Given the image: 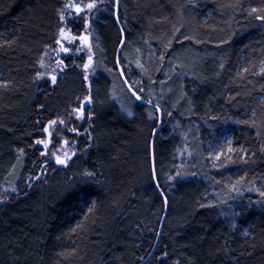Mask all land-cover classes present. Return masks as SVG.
Returning a JSON list of instances; mask_svg holds the SVG:
<instances>
[{
  "label": "trees",
  "instance_id": "trees-1",
  "mask_svg": "<svg viewBox=\"0 0 264 264\" xmlns=\"http://www.w3.org/2000/svg\"><path fill=\"white\" fill-rule=\"evenodd\" d=\"M70 1L0 0V264H139L165 207L144 264H264V0L118 1L124 74L132 88L139 76L153 82L166 102L154 140L161 193L149 161L156 111L114 64L115 0H74L96 5L90 88L70 57L54 84L36 80ZM112 75L132 115L111 99ZM87 95L71 159L43 164L36 141Z\"/></svg>",
  "mask_w": 264,
  "mask_h": 264
},
{
  "label": "rangeland",
  "instance_id": "rangeland-1",
  "mask_svg": "<svg viewBox=\"0 0 264 264\" xmlns=\"http://www.w3.org/2000/svg\"><path fill=\"white\" fill-rule=\"evenodd\" d=\"M88 2H90V1H88ZM88 2H84V3L79 4V3L75 2L74 0H71L70 2H68L66 4V6H68V7L65 6L64 9L61 11V15L64 16V19L63 20L60 19V22H61L60 23V27H59V29L57 31L56 39L54 40L53 45L50 46L48 49H46L47 51H45V52H47V53H44V54H46V56L43 54V56H42V58L40 60V63H39V68L40 69L38 71V75H37V78H36L37 81H49L51 84H54L58 80L59 76L61 77V75L63 74L62 71L63 72L65 71V67H66L65 64L66 63H65L64 57L65 58L70 57L71 59L73 58L72 59L73 62L77 63V64L80 63L81 59L83 60V61H81L80 68H82V70H83V76H84V79H85L86 86H87L88 89L90 88L91 81H90V76L89 75H91L92 72H93L94 57H93V48H92V42H91V32H90L89 17L93 14L94 9L89 10L87 8V5L88 4H94V3L93 2L88 3ZM76 6H79L82 9L83 12H80L81 14L80 13L78 14L76 12ZM73 11H74L73 14L75 16L72 14ZM80 15H83L84 17L80 16ZM73 18H76V19H73ZM80 19H82V20H80ZM84 19H85V21H83ZM71 21H73V22H71ZM80 22H82L81 25L83 24L82 28H81V31H80V33H75L74 32L75 23L79 24ZM71 26H73V27H71ZM61 29L64 30V36L61 35ZM76 38H77V40H76ZM59 40H60V43H57V41H59ZM72 41H74V42H72ZM53 46H55V47L53 48ZM64 48H67L68 51L67 52L63 51ZM48 50H49V52H48ZM68 54H69V56H68ZM44 56H45V58L43 59ZM59 58H61L62 61ZM49 59L52 62H50ZM48 61H49V63H48ZM83 65H84V67H82ZM86 65H87V67H85ZM60 66L62 68H60ZM43 67H44V69H43ZM48 68H50V69H48ZM41 70L42 71L44 70L43 71L44 73L41 72ZM110 72H109V74H110ZM57 75H58V77H56ZM52 77L56 78L55 82H53ZM88 77H89V79H88ZM112 78H113V81H114V84H115V89H114V92L112 93L113 94L112 99L116 100L115 102H117V104L119 102L120 109L125 114L129 115L130 112H132V111L134 112L135 109L137 108L135 103H134V100L131 99L132 97L130 95H128V94H126L124 92L123 88H120V86L118 84V81L114 77V75H112ZM137 82H138L137 84L139 86L138 87L139 91L143 95H145L149 100H152L154 103L160 104L162 106L164 104H166V102L164 103V101H163L164 97L163 98L160 97V95H162L161 94V92H162L161 88H158L156 86L154 88L153 82H151L152 86H148V84H146V83L144 84L142 79L141 80L139 79V81H137ZM141 86H142V88H141ZM148 95H149V97H148ZM262 100L264 101V96H262ZM87 102H88V100H85V99L80 100L79 103L75 106V108H72V110L70 112V114H71L70 118H67L66 117L67 115H66V116H62V117H58V118L53 119V120H56V121H60V120L65 121L66 123L64 125H61V124L58 123L56 126H58V125L59 126L58 127L55 126L53 128V130H51L52 127L49 126V123L47 124L46 128L50 129L49 132L54 133V134H53V136L49 137V132H45V138L43 139V141H47V140L51 139V143L49 144L48 149H45L43 144H39L41 146V148H42V153L43 152H48L47 155H44L46 160H45V162L43 164H46V162H48V161H54L56 163V156H60L63 159V158H65V156H64L65 152H67L69 156H71L74 153V150L76 148V143L80 139L79 136H81V135L80 134L77 135L76 133L70 131V129H72L71 127H73V124L75 123L74 124V128L79 133H83V129L85 128L84 124H86V122L88 120L87 119L88 115L86 114V111H85L86 107L88 105ZM82 103L84 104V107L81 109V104ZM77 107H79V108H77ZM76 109H80L81 110V112L83 113V117L85 119L83 118V120H82V119H78L77 118L79 113L77 111H75ZM130 109H131V111H130ZM133 112H132V114H133ZM73 120H74V122H73ZM75 120H77V121H75ZM83 125H84V127H83ZM60 126H62V128ZM55 128L57 129V132L60 134V135H58L59 137L55 136L57 134V132L55 131L56 130ZM63 128L66 130V132H64L65 130H63ZM60 129H62L61 132H59ZM54 136H55V138L53 140L52 137H54ZM228 136H229V138H228ZM231 136H232V130H230V129L229 130L228 129L223 130L221 132L220 138H219V135H218V140L217 141L220 142V144H222L225 147L226 151L230 149ZM65 140L68 141L67 145H64V141ZM58 165H61V164H58ZM10 181H11V178H10Z\"/></svg>",
  "mask_w": 264,
  "mask_h": 264
},
{
  "label": "water",
  "instance_id": "water-1",
  "mask_svg": "<svg viewBox=\"0 0 264 264\" xmlns=\"http://www.w3.org/2000/svg\"><path fill=\"white\" fill-rule=\"evenodd\" d=\"M117 8H118V0H115V12H114V15H115V20H116L117 26L119 27V30H120V33H121L120 44H119V46L117 48V51H116V66H117L118 72L121 75L123 83L126 86V88L129 91V93L131 94V96L135 100H137L139 103L154 108L157 111V114H158L156 127L153 129L152 134H151V138L149 140V151H150V165H151V172H152V176H153V181H154V184H155L157 190L161 193L160 188L158 186L157 179H156L155 167H154V140H155L156 134L160 131L161 126H162V114H161L160 109L155 104L143 99L138 93H136L130 87V85L128 84V82L126 81V79H125V77H124V75L122 73V69H121V67L119 65L118 59H119V54H120V50H121L122 44L124 42V33H123V30L121 29L119 23H118L117 14H116L117 13ZM86 100H89V99L87 98ZM163 198H164V202H165V205H166V199H165L164 196H163ZM165 213H166V207L164 209V213H163V216H162V219H161L158 235H157L156 241L154 243V246H153L152 250L150 251V253L148 254V256L140 264H144L151 257V255L153 254V251H154V248H155V246L157 244L158 237H159V234H160V231H161V227H162V224H163V221H164Z\"/></svg>",
  "mask_w": 264,
  "mask_h": 264
},
{
  "label": "bare ground",
  "instance_id": "bare-ground-1",
  "mask_svg": "<svg viewBox=\"0 0 264 264\" xmlns=\"http://www.w3.org/2000/svg\"><path fill=\"white\" fill-rule=\"evenodd\" d=\"M90 1H91V0H90ZM112 1H113V0H112ZM118 1H120V0H118ZM93 2H94V1H93ZM95 2H96V1H95ZM88 3H90V2H88ZM118 6H119V5H118ZM114 8H115V5H114ZM93 9H94V8H93ZM113 11H114V10H113ZM82 12H83V11H82ZM96 12H97V11H96ZM73 13H74V11L72 12V14H73ZM72 14H71V15H72ZM80 14H81V13H80ZM73 15H74V14H73ZM74 16H75V15H74ZM74 16H73V17H74ZM80 16H83V15H80ZM83 17H84V16H83ZM73 19H76V18H73ZM73 19H72V20H73ZM78 19H79V18H78ZM117 19H118V18H117ZM80 20H82V19H80ZM73 21H74V20H73ZM73 21H71V22H73ZM78 21H79V20H78ZM83 21H85V19H84ZM115 21H116V20H115ZM119 23H120V22H119ZM73 24H74V23H73ZM75 24H76V23H75ZM116 24H117V23H116ZM82 25H83V24H82ZM88 25H89V24H88ZM58 26H59V25H58ZM71 27H73V26H71ZM79 27H81V26H79ZM57 28H58V27H57ZM81 28H82V27H81ZM121 29H122V28H121ZM57 30H58V29H57ZM80 30H81V29H80ZM122 30H123V29H122ZM71 31H72V30H71ZM123 33H124V32H123ZM72 34H73V33H72ZM54 35H55V34H54ZM89 37H90V36H89ZM53 38H54V37H53ZM54 39H56V38H54ZM76 40H77V38H76ZM76 40H75V41H76ZM120 40H121V39H120ZM124 40H125V39H124ZM59 41H60V40H59ZM51 42H52V39H51ZM72 42H74V41H72ZM52 43H53V42H52ZM52 43H51V44H52ZM68 44H69V43H68ZM119 44H120V43H119ZM67 46H68V45H67ZM70 46H71V45H70ZM118 46H119V45H118ZM54 47H55V46H53V48H54ZM93 47H94V45H93ZM117 48H118V47H117ZM46 49H47V48H46ZM46 49H45V50H46ZM49 50H50V49H49ZM49 50H48V52H49ZM95 50H96V49H95ZM46 51H47V50H46ZM51 51H52V50H51ZM115 51H117V49H116ZM94 52H95V51H94ZM43 53H47V52H43ZM43 53H42V55H43ZM71 53H72V52H71ZM74 53H75V52H74ZM74 53H73V54H74ZM95 53H96V52H95ZM93 54H94V53H93ZM42 55H41V56H42ZM44 55L46 56V54H44ZM53 55H54V54H53ZM57 55H58V54H57ZM74 55H75V54H74ZM41 56H40V57H41ZM45 56L43 57V59L45 58ZM47 56H48V55H47ZM68 56H69V54H68ZM114 56H115L114 64H115V68H116V70H117V72H118V69H117V66H116V54H115ZM120 56H121V50H120V54H119L118 62H119V65H120V67H121V69H122V68H123V67H122L123 64H121ZM78 57H79V56H78ZM78 57H77V58H78ZM41 58H42V57H41ZM57 58H58V57H57ZM64 58H65V57H64ZM59 59L61 60V58H59ZM68 59H69V57H68ZM72 59H73V58H72ZM80 59H81V58H80ZM49 61L52 62L50 59H49ZM49 61H48V63H49ZM61 61H62V60H61ZM81 61H83V60L81 59ZM81 61H80V63H81ZM96 61H97V60H96ZM71 62H72V60H71ZM39 63H40V62H39ZM67 63H68V61H67ZM73 63H74V62H73ZM71 64H72V63H71ZM69 65H70V64H69ZM72 65H73V64H72ZM76 65H77V64L75 63L74 66L76 67ZM48 66H49V65H48ZM58 66H59V65H58ZM70 66H71V65H70ZM80 66H81V65H80ZM46 67H47V66H46ZM82 67H84V65H83ZM132 67H133V66H132ZM60 68H62V67L60 66ZM77 68H78V66H77ZM125 68H126V67H125ZM39 69H40V68H39ZM39 69H38V71H39ZM43 69H44V67H43ZM45 69H46V68H45ZM48 69H50V68H48ZM51 69H52V68H51ZM65 69H66V67H65ZM46 70H47V69H46ZM52 70H53V69H52ZM70 70H71V69H70ZM77 70L79 71L80 69H77ZM81 70H82V68H81ZM116 70H115V71H116ZM128 70H129V69H128ZM136 70H137V69H136ZM43 71H44V70H43ZM43 71L41 70V72H43ZM49 71H50V70H49ZM98 71H99V70H98ZM125 71H126V70H125ZM46 72H47V71H46ZM56 72H57V71H56ZM59 72H60V71H59ZM79 72H80V71H79ZM43 73H44V72H43ZM62 73H63V71H62ZM64 73H65V72H64ZM74 73H75V72H74ZM76 73H77V72H76ZM82 73H83V70H82ZM85 73H86V72H85ZM122 73H123V75H124L126 81L128 82L127 79L130 78L131 76L128 74L130 77L126 78L123 69H122ZM95 74H96V73H95ZM97 74H98V73H97ZM102 74H104V73H102ZM111 74H112V73H111ZM118 74H119V72H118ZM139 74H140V73H139ZM37 75H38V74H37ZM62 75H64V74H62ZM62 75H61V77H62ZM65 75H66V74H65ZM132 75H133V74H132ZM137 75H138V74H137ZM160 75H161V74H160ZM89 76H91V75H89ZM94 76H95V75H94ZM94 76H93V77H94ZM104 76H107V75L105 74ZM116 76H117V75H116ZM141 76H142V75H141ZM173 76H174V74H173ZM176 76H177V75H176ZM176 76H174V77H176ZM39 77H40V76H39ZM42 77H43V76H42ZM56 77H58V75H57ZM59 77H60V76H59ZM114 77H115V76H114ZM119 77H120L119 79L122 80V77H121L120 74H119ZM133 77H135V76H133ZM139 77H140V76H139ZM139 77H138V78H139ZM44 78H45V77H44ZM65 78H66V77H65ZM96 78H97V75H96ZM136 78H137V77H136ZM136 78H134V79H136ZM138 78H137V80L139 81L140 78H139V79H138ZM154 78H155V77H154ZM157 78H158V77H157ZM40 79H41V78H40ZM42 79H43V78H42ZM88 79H89V77H88ZM132 79H133V78H132ZM132 79H131V80H132ZM172 79H173V77H172ZM36 80H37V79H36ZM93 80H94V79H93ZM143 80H144V79H143ZM91 81H92V80H91ZM132 81H133V80H132ZM134 81H135V80H134ZM134 81H133V82H134ZM37 82H38V81H37ZM113 82H114V81H113ZM133 82H132V83H133ZM143 82H144V81H143ZM122 83H123V80H122ZM135 83H136V82H135ZM172 83H173V80H172ZM85 84H86V83H85ZM128 84H129V82H128ZM130 84H131V83H130ZM130 84H129V85H130ZM139 84H140V83H139ZM146 84H148V82H146ZM158 84H159V83H158ZM158 84H157V85H158ZM140 85H141V84H140ZM143 85H144V84H143ZM131 86H132V85H130V87H131ZM133 86H135V85H133ZM133 86H132V87H133ZM154 86H155V85H154ZM123 87L127 90V88H126V86L124 85V83H123ZM123 87H122V88H123ZM132 87H131V88H132ZM136 87H137V86H136ZM136 87H134L135 89H134V88H132V89L137 90L139 86L137 87V89H136ZM143 87H144V86H143ZM157 87H159V86H157ZM113 88H114V87H113ZM124 88H123V89H124ZM141 88H142V86H141ZM154 88H155V87H154ZM111 89H112V88H111ZM148 89H149V88H148ZM157 89H158V88H157ZM141 90H142V89H141ZM127 91H128V90H127ZM111 92H112V91H111ZM113 92H114V91H113ZM151 92H152V91H151ZM157 92H158V91H157ZM140 93H141V92H140ZM154 93H155V92H154ZM150 94H151V93H150ZM155 95H156V94H155ZM153 96H154V95H153ZM157 96H158V95H157ZM148 97H149V95H148ZM87 98L89 99V95H87V96L85 97V100H86ZM118 98H119V97H118ZM111 99H112V98H111ZM156 99H157V98H156ZM112 100H113V99H112ZM117 100H118V99H117ZM154 100H155V99H154ZM114 101H116V100H114ZM149 102H152L153 104H155V105L160 109V107H159L156 103H154L152 100H150ZM116 103H117V102H116ZM118 105H120L119 102H118ZM70 106H72V105H70ZM70 106H69V107H70ZM145 106H147V105H145ZM119 107H120V106H119ZM122 107H123V106H122ZM149 107H150V106H149ZM67 108H68V106H67ZM72 108H75V107H72ZM72 108H71V109L69 108L70 110H69V111L67 110L68 112H67L64 116L67 115L66 117H67V118H70V117H71L70 112H71ZM77 108H79V107H77ZM145 109H146V108H145ZM119 110H120V108H119ZM120 111H121V110H120ZM124 111H125V110H124ZM130 111H131V109H130ZM155 111H156V110H155ZM160 111H161L162 118H163L162 110L160 109ZM86 112L89 113L87 110H86ZM132 112H133V111H132ZM132 112H130V113L132 114ZM68 113H69V114H68ZM156 114H157V111H156ZM78 115H79V114H78ZM89 116H90V115H89ZM89 116H88V118H89ZM129 117H130V116H129ZM88 118H87V119H88ZM157 118H158V114H157ZM84 119H85V118H84ZM82 120H83V119H82ZM75 121H77V120H75ZM67 122H68V121H67ZM73 122H74V120H73ZM73 122H72V123H73ZM65 123H66V122H65ZM162 123H163V122H162ZM74 124H75V123H74ZM74 124H73V127H71L72 129L74 128ZM63 125H64V124H63ZM58 126H59V125H58ZM58 126H56V127H58ZM65 126H66V125H65ZM71 126H72V125H71ZM60 127L62 128V126H60ZM55 129H56V128H55ZM55 129H54V130H55ZM63 129H64V128H63ZM49 130H50V129H49ZM51 130H53V127H52ZM61 130H62V129H60L59 132H61ZM64 130H65V129H64ZM55 131L57 132V129H56ZM80 131H81V130H80ZM83 131H84V130H83ZM42 132H44V131H42ZM52 132H53V131H52ZM56 132H55V133H56ZM64 132H66V130H65ZM42 134H44V133H42ZM53 134H54V133H53ZM53 134H52V136H53ZM151 134H152V133H151ZM58 135H60V134L57 132V134H56L55 136H58ZM80 135H82V134L80 133ZM226 135H227V134H226ZM226 135H225V136H226ZM55 136L52 137L53 140H54ZM156 136H157V135H156ZM170 136L172 137V135H170ZM58 137H59V136H58ZM79 137H80V136H79ZM150 138H151V136H150ZM228 138H229V136H228ZM56 139H57V138H56ZM226 145H227V144H226ZM215 155H217V152H216ZM219 155H220V153H219ZM149 159H150V158H149ZM215 159H216V158H215ZM149 161H150V160H149ZM186 161H187V160H186ZM181 162H182V161H181ZM188 162H190V161H188ZM211 162H212V161H211ZM178 163H180V162H178ZM178 163H176V164H178ZM186 163H187V162H186ZM204 163H205V162H204ZM208 164H209V163H208ZM186 165H187V167L189 168L190 165H189V164H186ZM209 165H210V164H209ZM212 165H213V164H212ZM205 166H206V165H205ZM210 167H211V166H210ZM213 169H214V168H213ZM191 170H192V169H191ZM155 171H156V170H155ZM187 172H188V171H187ZM184 173H185V172H184ZM212 173H213V172H212ZM155 174H156V173H155ZM179 174H180V173H179ZM185 174H186V173H185ZM187 174H188V173H187ZM217 175H218V174H217ZM184 176H185V175H184ZM176 177H178V176H176ZM173 178H174V177H173ZM184 178H185V177H184ZM188 178H190V177H188ZM156 179H157V178H156ZM180 179H181V178H180ZM186 179H187V178H186ZM191 179H192V178H191ZM189 180H190V179H189ZM157 182H158V181H157ZM173 182H174V181H173ZM182 182H183V181H182ZM172 185H173V184H172ZM172 185H171V187H172ZM161 188H162V187H161ZM170 189H171V188H170ZM253 191H255V193H256V190H253ZM173 192H174V191H173ZM251 192H252V191H251ZM251 192H250V194H251ZM170 193H171V192H170ZM252 193H253V192H252ZM253 194H254V193H253ZM162 195H163V194H162ZM251 195H252V194H251ZM241 197H242V196H241ZM244 197H245V196H244ZM249 197H250V196H249ZM238 198H240V197H238ZM165 199H166V198H165ZM242 199H243V198H242ZM247 200H248V199H247ZM247 200H246V201H247ZM236 202H237V201H236ZM239 202H240V201H239ZM249 202H250V201H249ZM166 203H167V202H166ZM241 203H242V202H241ZM247 203H248V202H247ZM245 204H246V203H245ZM237 205H239V204H237ZM246 205H247V204H246ZM247 206H248V205H247ZM247 206H245V207H247ZM257 207H258V206H257ZM259 208H260V207H259ZM166 210H167V209H166ZM238 210H239V209H238ZM237 213H238V212H237ZM222 214H223V212H222ZM225 216H226V215H225ZM225 216H224V217H225ZM222 217H223V215H222ZM235 225H236V224H235ZM234 229H235V228H234ZM157 235H158V234H157ZM156 238H157V237H156ZM155 241H156V240H155ZM154 243H155V242H154ZM154 249H155V248H154ZM149 253H150V252H149ZM147 256H148V255H147ZM147 256H146V257H147ZM146 257H145V258H146ZM145 258H143V259L140 261V263H141ZM140 263H139V264H140Z\"/></svg>",
  "mask_w": 264,
  "mask_h": 264
},
{
  "label": "snow or ice",
  "instance_id": "snow-or-ice-1",
  "mask_svg": "<svg viewBox=\"0 0 264 264\" xmlns=\"http://www.w3.org/2000/svg\"><path fill=\"white\" fill-rule=\"evenodd\" d=\"M95 6H96V5H94V4H88V5H87V8H88L89 10H91V9H93ZM66 7H68V6H66ZM253 11H255V9H254ZM76 12L79 14L80 12H82V9H81L79 6H76ZM259 18H260V19H264V17H259ZM63 19H64V16L61 15V20H63ZM61 35L64 36V30H63V29H61ZM70 42H71V41H70ZM57 43H60V41H57ZM63 51L67 52L68 49H67V48H64ZM85 67H87V65H86ZM52 79H53V82H55V79H56V78H55V77H52ZM88 102L90 103V101H88ZM83 107H84V104L82 103V104H81V109H82ZM75 111H77V112L79 113V115H78V117H77L78 119H83V118H84V117H83V113L81 112L80 109H76ZM129 115H131V113H129ZM58 123L61 124V125H63V124H65V121H63V120H60V121L53 120V121H50V122H49V126L54 128ZM44 131H45V132H49V129H48V128H45ZM70 131L76 133L77 135L80 134L75 128L70 129ZM52 134H53V133L49 132V137H51ZM36 143H37V144H43L44 147H45V149H48L49 144L51 143V139H49V140H47V141L38 140V141H36ZM67 144H68V141L65 140V141H64V145H67ZM47 154H48V152H43V153H41V155H47ZM64 156H65V158H63V159H62L60 156H56V163H57V164L64 165V164L67 163V160L71 159V156H69L67 152L64 153ZM85 175H86V176H91L92 174H91V173H86ZM262 195H264V193H262Z\"/></svg>",
  "mask_w": 264,
  "mask_h": 264
}]
</instances>
